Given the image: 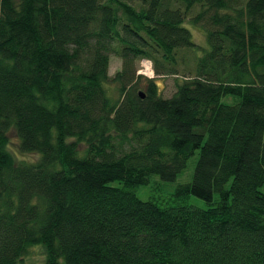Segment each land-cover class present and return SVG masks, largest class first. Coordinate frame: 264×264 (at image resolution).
<instances>
[{"label": "trees", "instance_id": "1", "mask_svg": "<svg viewBox=\"0 0 264 264\" xmlns=\"http://www.w3.org/2000/svg\"><path fill=\"white\" fill-rule=\"evenodd\" d=\"M263 189L264 0H0V264H264Z\"/></svg>", "mask_w": 264, "mask_h": 264}, {"label": "rangeland", "instance_id": "2", "mask_svg": "<svg viewBox=\"0 0 264 264\" xmlns=\"http://www.w3.org/2000/svg\"><path fill=\"white\" fill-rule=\"evenodd\" d=\"M186 27L191 31L193 41L204 47L207 43L206 41V35L205 31L200 26H193L190 24H186ZM205 48V47H204ZM142 61L138 62L137 67L140 69L139 75H144L148 78H154V72H153V64L149 61ZM122 67V61L118 56L113 55L111 57V64H110V70L109 74L111 78L115 76V74L121 70ZM175 77H163L160 79H157V83L160 88L161 95L164 98H170L172 95L176 92V81ZM110 94L114 97H117V89L116 85L114 83H110L109 85ZM226 101H231L230 99H226ZM8 148L13 154L14 158L16 160H28V161H36L38 159V155L36 154H24L19 149V139L15 132H11L9 134V144ZM83 149V146L81 147ZM198 159V155H196L194 158H192L189 163L187 169L183 172L182 175L175 181L174 183H165L163 182L160 177L154 176L151 178L149 185L146 187H140L137 190V195L140 199L146 201L152 197H160L166 194H169L175 190V188L181 184V183H187L192 180V176L194 174V169L196 166V161ZM264 190V189H263ZM192 203L199 206L204 207V202L201 200H198L196 198H192ZM45 258V252L41 247H35L32 250V255L28 257L24 264H43Z\"/></svg>", "mask_w": 264, "mask_h": 264}, {"label": "water", "instance_id": "3", "mask_svg": "<svg viewBox=\"0 0 264 264\" xmlns=\"http://www.w3.org/2000/svg\"><path fill=\"white\" fill-rule=\"evenodd\" d=\"M141 96H142V98H145V95L143 93H141Z\"/></svg>", "mask_w": 264, "mask_h": 264}, {"label": "built area", "instance_id": "4", "mask_svg": "<svg viewBox=\"0 0 264 264\" xmlns=\"http://www.w3.org/2000/svg\"><path fill=\"white\" fill-rule=\"evenodd\" d=\"M144 61H146V60H144ZM147 62H149V61H147Z\"/></svg>", "mask_w": 264, "mask_h": 264}]
</instances>
